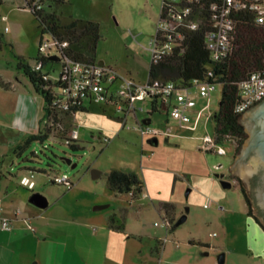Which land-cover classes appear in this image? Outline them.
<instances>
[{
	"label": "rangeland",
	"instance_id": "obj_1",
	"mask_svg": "<svg viewBox=\"0 0 264 264\" xmlns=\"http://www.w3.org/2000/svg\"><path fill=\"white\" fill-rule=\"evenodd\" d=\"M69 1L75 16L100 23L102 38L96 50V62L104 60L105 66L119 74L146 82L152 63L149 44L156 34L162 0ZM0 33L14 44V49L8 44L0 48L1 149L8 142L17 143L30 134L45 130L47 119L46 101L29 80L18 73V59L14 53L26 57L38 55L42 37L40 21L30 9L23 7L22 0H6L0 3ZM46 70L56 81L61 64L50 62ZM222 89L223 86L218 84L212 92L210 110L213 112L219 108ZM196 100L197 108L207 103L204 97L199 96ZM137 105L141 106V103ZM145 107L138 110L140 118L151 115L153 126L162 129L168 126L167 112L159 109L150 114L147 108L152 107L151 103ZM58 115L59 122L50 126V134L43 142L34 140L21 154L11 150L4 158L5 166L18 180L25 174L30 175V169L34 171L35 188L22 186L29 194L41 192L46 195L50 202L48 212L69 219L81 211L102 215L115 213L121 221L125 219L121 214L123 207H129L125 216L127 225L144 228L149 235L157 237L167 234L164 223L171 228L170 221L176 223L189 208L187 220L175 228L180 242L186 236L200 240L195 254L201 255V251H208L211 246L215 249L204 258L212 260L218 253H227L233 248L240 258H245L252 238L262 246L261 251L251 247L258 260H262L263 223L256 218L253 205L247 201L248 193L240 189L241 176L232 175L229 169L245 141L238 148L235 140L222 144L226 150L223 154L207 151L203 147L204 137L206 134L215 137L216 133L213 118L204 116L196 129L174 128L173 133L177 132L179 137L171 135L167 140L161 135L159 143L152 144L149 136L143 137L139 131L123 127V114L112 104L92 103L87 112H78L74 116L60 112ZM73 123L80 133L78 144L81 147L76 149L66 143ZM133 123L134 119L129 118L128 124ZM98 135L109 138L110 142L102 141ZM249 136L248 133L247 138ZM62 157L72 158L77 166L72 167ZM218 164H222L219 169L216 168ZM94 169L102 175L93 177ZM113 169L137 173L144 183L145 195L139 199V194L133 199L128 192L109 189L107 174ZM53 173H68L73 184L53 182ZM220 174L233 182L231 187L223 186ZM161 202L172 203L175 209L164 217L159 210ZM98 205L104 207L96 209ZM248 210L252 215L247 213Z\"/></svg>",
	"mask_w": 264,
	"mask_h": 264
},
{
	"label": "built area",
	"instance_id": "obj_2",
	"mask_svg": "<svg viewBox=\"0 0 264 264\" xmlns=\"http://www.w3.org/2000/svg\"><path fill=\"white\" fill-rule=\"evenodd\" d=\"M22 1L23 7L41 17L42 12L52 7L53 0ZM242 12L250 14L257 24L264 26V0H162L156 34L149 44L152 62H158L164 55L182 45L191 31L201 29L204 30L205 46L211 61L223 62L232 52ZM67 46V40L51 32L44 33L39 44L40 58L57 54V61L61 64L56 81L50 78L47 70V77L58 83L59 87L55 90L51 106L57 115H54V111L46 115L47 127L44 132L51 131L50 126L59 122L60 112L74 116L79 112L75 109L87 108L92 103L115 105L123 114V127L137 130L143 137L147 135L150 138L161 135L170 137L174 133L170 124L162 129L153 126L152 121L145 123L147 116L140 118L138 110H144L148 103L152 106L156 103L168 116L190 129H196L204 116L206 119H212L216 113L210 110V100L213 90L220 83L216 81L212 66L208 68L204 78L196 77L187 83L176 80L152 81L149 78L142 82L123 76L104 63L75 60L67 55ZM43 66V62L39 61L34 67L39 69ZM239 89L241 98L236 105V111L243 114L264 99V69L252 72L239 83ZM199 96L207 98V103L197 108L196 99ZM138 103H141V106H138ZM147 110L152 114V107ZM129 118L134 119L133 124H128ZM79 134V129L73 123L66 143L78 144ZM102 136L98 135V138L110 142L109 138ZM204 140L203 147L207 151L225 153L223 145L218 144L211 134H206ZM221 167L222 164L216 165L217 169ZM33 172L30 170V175L25 174L20 178V183L32 190L36 186ZM51 179L59 184L72 183L68 173H53ZM0 225L5 229H11L13 226L8 217H3Z\"/></svg>",
	"mask_w": 264,
	"mask_h": 264
},
{
	"label": "crops",
	"instance_id": "obj_3",
	"mask_svg": "<svg viewBox=\"0 0 264 264\" xmlns=\"http://www.w3.org/2000/svg\"><path fill=\"white\" fill-rule=\"evenodd\" d=\"M90 108L79 112H87ZM166 123L173 130L190 129L170 116ZM174 135L179 137L177 132ZM166 139L170 137L166 136ZM18 143L8 142L0 149V222L3 217H8L13 224L11 229L0 225V264H218L217 258H204L215 249L211 246L208 251H201V255L195 254L194 249L200 241L196 237L186 236L182 242L178 241L175 227L179 225L175 224L174 228L166 225L167 234L157 237L149 235L144 228L129 227L125 217L129 207H123L127 208V212L122 209L121 213L125 218L122 219L124 227L118 229L109 225L111 216L118 223L122 221L115 213L102 215L81 211L69 219L48 212L50 202L45 208L32 203L31 194L5 166L4 158ZM143 195L144 189L138 198ZM256 241L249 239L247 247L250 249L244 253L245 258H240L235 248L228 250L225 264H241V261L243 264H264V253H258L263 256L261 262L252 250H263Z\"/></svg>",
	"mask_w": 264,
	"mask_h": 264
},
{
	"label": "trees",
	"instance_id": "obj_4",
	"mask_svg": "<svg viewBox=\"0 0 264 264\" xmlns=\"http://www.w3.org/2000/svg\"><path fill=\"white\" fill-rule=\"evenodd\" d=\"M4 2L5 0H0V3ZM71 4L69 0H53L52 7L42 12L41 17L32 13L40 21L42 35L51 32L68 41L65 49L67 55L78 61L95 62L96 50L102 38L100 23L75 16L71 11ZM3 44H8L14 49V44L0 33V48ZM14 53L18 59V73L26 77L33 88L43 95L46 101V115L53 113L52 101L59 84L47 77L46 67L50 62L58 61L51 60L49 56L40 58L39 53L36 57ZM39 61H42L44 66L36 69L34 66ZM210 66L213 67L216 81L223 86L219 108L213 117L216 122V142L222 145L229 140H235L238 148L248 137V132L241 122L242 114L236 111V105L241 98L239 83L252 72L264 69V26L257 24L250 14L242 12L232 52L220 63H214L210 59L209 51L205 46L204 30L191 31L182 45L170 54L164 55L158 62L151 63L149 79L187 83L196 77L204 78ZM159 109L156 103L152 106L153 112ZM75 110L83 111L86 108ZM54 115H57L56 111ZM49 134L50 131L41 130L37 134L26 136L12 149V153L21 154L32 141L43 142ZM70 146L75 149L81 147L79 144ZM72 184L73 182L70 185ZM107 185L112 191L132 192L133 198L141 194L144 189V183L137 173L118 169H113L107 174ZM159 207L166 215L175 209V206L169 202H161ZM123 211L127 212V208ZM248 213L250 215V211ZM123 220L118 223L116 218L111 216L109 225L122 229ZM170 223L171 228L175 227L174 220Z\"/></svg>",
	"mask_w": 264,
	"mask_h": 264
},
{
	"label": "water",
	"instance_id": "obj_5",
	"mask_svg": "<svg viewBox=\"0 0 264 264\" xmlns=\"http://www.w3.org/2000/svg\"><path fill=\"white\" fill-rule=\"evenodd\" d=\"M51 60H59L57 54L50 55ZM99 63H104V60H100ZM151 121V115H149L145 123L149 124ZM241 121L246 126V130L250 134L249 138L245 140L242 147L237 154V159L233 164L230 165L229 169L232 171V175H240L243 184L248 185L250 183V177L259 172L262 169V186L260 188V193L262 197V202L264 203V99L258 102L256 105L250 107L241 116ZM152 144L159 143V137L154 136L149 138ZM72 167L77 166V162H73L72 158L62 157ZM93 177H98L100 171L94 169L92 171ZM221 182L224 187L229 188L232 186L233 182L225 178V174H220ZM251 197V196H250ZM30 201L40 207H47L49 200L46 195L41 192H33L30 196ZM104 205H98L95 208H102ZM254 213L260 217L258 209L255 204H253ZM189 208L187 211L178 218L176 225H180L187 220ZM264 222V221H263ZM262 222V223H263ZM226 251H222L216 255L218 264H225L226 262Z\"/></svg>",
	"mask_w": 264,
	"mask_h": 264
},
{
	"label": "flooded vegetation",
	"instance_id": "obj_6",
	"mask_svg": "<svg viewBox=\"0 0 264 264\" xmlns=\"http://www.w3.org/2000/svg\"><path fill=\"white\" fill-rule=\"evenodd\" d=\"M242 116H243V114H242ZM245 128H246V126H245ZM261 174H262V169L259 172L254 173L250 177V179H249L250 183L248 185H246V183L241 184L240 189L242 192L248 193L249 197L251 196L247 201H249L252 205L253 204L256 205L258 212L260 214V217L258 216V214L255 216L259 220V222L262 223L264 221V203L262 202V197H261V193H260V188L262 186V175ZM242 183H243V181H242ZM248 211H250V215H252L251 210H248ZM263 226H264V222H263Z\"/></svg>",
	"mask_w": 264,
	"mask_h": 264
}]
</instances>
